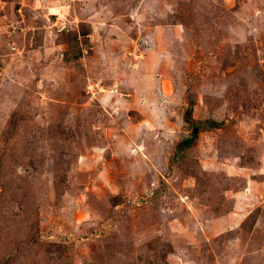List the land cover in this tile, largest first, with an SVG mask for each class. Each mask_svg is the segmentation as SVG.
I'll return each mask as SVG.
<instances>
[{
  "label": "rangeland",
  "instance_id": "1",
  "mask_svg": "<svg viewBox=\"0 0 264 264\" xmlns=\"http://www.w3.org/2000/svg\"><path fill=\"white\" fill-rule=\"evenodd\" d=\"M0 264H264V0H0Z\"/></svg>",
  "mask_w": 264,
  "mask_h": 264
},
{
  "label": "trees",
  "instance_id": "2",
  "mask_svg": "<svg viewBox=\"0 0 264 264\" xmlns=\"http://www.w3.org/2000/svg\"><path fill=\"white\" fill-rule=\"evenodd\" d=\"M184 117H185V121L186 122H189V120L191 121V110H186V112H185V114H184ZM216 125V126H215ZM219 126V124H217V123H214V122H212L211 123V125H210V127L212 128V127H218ZM196 137H197V134L196 135H191L190 136V138H187V139H184V140H182V141H180L178 144H177V147H176V149L178 150V151H182L183 149H185V148H189V147H191V145H192V143L194 142V140L196 139Z\"/></svg>",
  "mask_w": 264,
  "mask_h": 264
},
{
  "label": "water",
  "instance_id": "3",
  "mask_svg": "<svg viewBox=\"0 0 264 264\" xmlns=\"http://www.w3.org/2000/svg\"><path fill=\"white\" fill-rule=\"evenodd\" d=\"M189 123H190V124H193L192 120H191V121L189 120ZM199 130H200V128H198V126H196V125H192V131H191V134L196 135V134H198Z\"/></svg>",
  "mask_w": 264,
  "mask_h": 264
}]
</instances>
